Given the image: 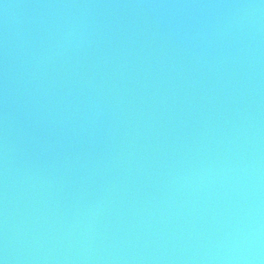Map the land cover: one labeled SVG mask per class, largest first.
<instances>
[{
	"label": "water",
	"instance_id": "1",
	"mask_svg": "<svg viewBox=\"0 0 264 264\" xmlns=\"http://www.w3.org/2000/svg\"><path fill=\"white\" fill-rule=\"evenodd\" d=\"M0 264H264V0H0Z\"/></svg>",
	"mask_w": 264,
	"mask_h": 264
}]
</instances>
